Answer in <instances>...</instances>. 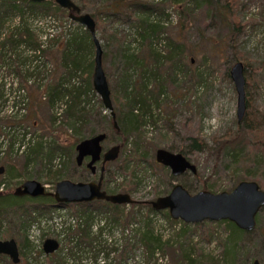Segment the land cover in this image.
Listing matches in <instances>:
<instances>
[{
  "label": "rangeland",
  "instance_id": "374dc122",
  "mask_svg": "<svg viewBox=\"0 0 264 264\" xmlns=\"http://www.w3.org/2000/svg\"><path fill=\"white\" fill-rule=\"evenodd\" d=\"M75 1L83 6L84 11L91 13L101 5V0H91L92 2L88 3L83 0ZM128 1L151 2L166 10L168 16H161L167 31L164 34L174 36L179 41L185 52L183 62L185 61L189 72L184 74L181 71L177 72L178 87L170 85L168 79L164 83L165 90L162 98L164 104L153 108L157 121L155 123L148 121L143 125V146L140 147L134 143L133 136L129 137L126 150L124 151L121 147L120 152L124 156L127 155L129 159L126 166L120 168L114 160L109 165L106 177L110 181L111 188H117L123 181L133 179L131 172L133 167H137L139 181L136 183L135 192L131 194L134 199L145 203L156 199L159 195L167 194L178 182L185 185L191 193L198 192L202 188L215 192L232 190L243 179L259 181L264 189V140L260 141L244 131L238 134V94L230 72L231 66L236 61L242 60L245 63L246 93L250 97L251 112L255 111L253 115L260 123L262 122L261 126L264 129V0H240L236 16L243 27L236 31L235 36L228 26L218 17H214V10L209 0H199L198 3L194 0H184L181 3H175L173 0ZM182 7L187 8L189 12L187 16L181 14ZM121 9L128 11V8L123 6ZM134 15H138V12L137 14L134 12ZM54 18L56 21L51 28L54 36L72 25L66 18L62 20ZM123 19L109 21V23L114 29L118 27L123 34H129L127 43L130 44L132 51L138 54L144 52L138 40L133 39L138 37L137 29L133 25V17L127 18L126 22L125 18ZM32 22L35 27L41 24V21L38 24L36 21ZM40 27L37 29L41 30L42 27ZM43 28L46 27L43 26ZM6 30L7 28L4 32ZM97 34L99 36V30ZM62 36H56L59 38L46 45L49 51L43 56L45 65L40 66V61L38 62L40 66L38 69L44 70L40 76L37 75L38 69L33 67L28 69L27 66L23 68L21 66L22 72L15 71L16 64H13L11 60L5 62L0 58V167L3 166L0 173V183L2 182L0 187L4 186V191L8 193L13 194L15 188L27 178L42 181L49 190L54 189L56 184L55 181L46 180L49 171L47 168L40 177H37L39 172L37 164L34 167L30 165L25 170L27 154L24 145L17 148L19 141L11 147L9 145L12 135L8 136L6 129L10 124L20 125V132L26 129L27 136L33 137L35 141H41L45 148L58 143L66 151H71L73 157L76 155V144L80 139L102 130L108 133V138L103 142L105 148L119 141L108 121L111 113L106 108L100 109L101 114L87 119L86 125L74 126L63 116L56 121L52 119L53 113L48 101L47 88L56 81L62 70L57 59ZM210 36L213 38H209ZM161 42L162 49L166 52L168 42L166 39H162ZM101 43L104 44L103 39ZM110 49L114 52L108 54L104 67L108 78L114 80L121 69L119 66L121 63L115 47ZM161 63V79H166L170 73L168 72L169 64L164 60ZM29 71H31L30 74H28ZM192 71L193 73L203 72L199 82H197V75L192 78ZM77 80L74 78L71 84ZM20 81L23 87L19 86ZM13 93L17 95L16 98L10 96ZM97 95L100 97L98 93ZM33 100H36L37 104L33 103ZM91 100L97 105V99ZM114 108L116 109L115 103ZM77 130L81 135L76 134ZM16 133L18 137L21 136V133L15 131L13 134ZM193 137L203 141L205 145L203 150L195 151L190 147ZM158 147L175 152L182 149L196 163L197 172L193 173L189 170L175 176L170 168L164 167L163 164L157 165L155 170H152L150 161L156 159L155 151ZM55 157L58 166H60V159L64 163L67 160L63 153ZM64 163L61 165L66 173L64 178L76 181L97 179V174L93 175L86 168L84 170L87 173L83 174L84 170L81 167L83 165H77L75 157L74 161L67 166ZM51 169L54 171L55 166L52 165ZM29 175L31 177H28ZM79 177L81 179H77ZM204 180L208 187L203 186ZM123 191L125 190H121ZM74 207L58 206L50 214L41 215L31 224L27 231L31 242L26 246L25 253L29 254L28 258L32 264L47 261L48 255L42 247L45 239L48 237L59 239L60 236H66L64 229L70 224L77 225ZM129 207L128 205L127 208ZM257 214V227L247 231L241 228L242 232H238L236 234L238 236L234 235L236 238H233V227L225 221L229 219L203 220L200 225L193 226L191 233L187 231L186 236L182 235L179 243L175 239L180 235L174 236L175 229H173L179 224L171 225L163 219L162 215L155 216L151 224L155 232H161L164 242L171 236L173 238L169 243L163 242L164 244L160 246L162 249L154 250V263L230 264L234 252L237 251V260L234 264H249L253 258L261 259L264 264V207ZM1 226L0 239L12 237L6 234L8 232L17 233L7 218H4ZM141 227L142 223L136 220L125 228L114 223L104 229L103 233L108 243L120 249L126 245V241L131 242V249L126 253V259L122 260V264H146L143 245L135 239ZM181 244L188 253L191 252V258L185 261L180 248ZM86 254L93 256L91 252ZM100 255L99 264H117L121 258L119 250L110 256L103 253ZM93 260L94 258L91 263Z\"/></svg>",
  "mask_w": 264,
  "mask_h": 264
},
{
  "label": "trees",
  "instance_id": "16d2710c",
  "mask_svg": "<svg viewBox=\"0 0 264 264\" xmlns=\"http://www.w3.org/2000/svg\"><path fill=\"white\" fill-rule=\"evenodd\" d=\"M83 1H86V3L89 1L92 2L91 0ZM183 1L173 0L175 3H181ZM198 1L194 0L197 3ZM100 2L101 5L90 13L96 20L97 32L98 30L100 31V40H104V44L101 43L103 45L104 56L103 66L109 56L108 54L114 52L110 47H115V52H117L121 63L119 64L121 69L118 71L114 80L108 78L106 75L111 88V99L116 104V109L114 108V110L116 111V120L120 126L119 130L114 126L112 115L109 116L108 121L118 136V143L122 144V148L125 151L129 137L132 136L134 137V143L140 147L143 146V125L148 121L152 123L157 121L153 108L160 107L164 104L162 103V98L165 90L164 83L167 79L170 85L178 87L176 85L177 72L181 71L184 74L185 72L188 73L189 70L187 69L185 61L183 62L185 52L181 48L179 41L174 36L171 37L167 33L164 34L167 31L161 16L166 17L168 13L163 7L157 6L155 3L141 1L131 3L128 0L126 2L125 0H101ZM209 2L214 10V17H218L222 23L228 26L231 33L235 36L236 31L243 27L238 16H236L237 9L240 6V0H209ZM122 6L128 8V11L126 9L122 10ZM81 8L83 9V6ZM70 12V10L55 2V0L37 2L32 0H0V58L5 62L11 60L13 64H16L15 71L22 72L20 69L21 66L22 68L23 66H27L28 69L33 67L37 70L40 66L45 65L43 56L49 51V47H46V45L59 38H56V36L63 35L57 57L62 70L56 81L47 88L48 101L52 109L53 120L56 121L57 118L63 116L64 118L66 117L69 123H73L74 126H80L83 124L86 125L87 119H90V117L101 114L102 111L100 109L103 108L105 110V107L103 106L101 97L97 95L98 92L93 87L92 75L95 68L96 51L93 35L84 24L73 20L70 17ZM134 12L136 14L138 12V15H134ZM181 14L187 16L189 14L187 8L182 7ZM54 17L59 18V20L66 18L72 25L68 29H62L54 36L51 30L54 26L53 23L56 21ZM131 17H133V25L137 29L136 32L138 35V37L133 39L138 40L140 48L142 50L144 49V52L140 54L132 51L130 44L127 43L129 41V34H123L118 27L114 29L113 25L111 27V23H109V21L114 22L117 19L123 18H125L126 22L127 18ZM32 21H36L37 24L41 21V24L38 25L42 28L40 26H33ZM43 26L46 28H43ZM39 27L41 30L37 29ZM5 28H7L6 32H4ZM209 38L213 37L210 36ZM162 39H166L168 42H166V52L162 49ZM142 54L144 55L142 56ZM163 60L169 64L168 72L170 73L166 79H161V62ZM39 61L40 66L38 65ZM177 69L179 70L177 71ZM43 73L44 70H37V75L40 76ZM194 75L198 76L197 82H199L202 79L203 72L200 73L197 71L193 73L192 71V78ZM74 78L78 80L74 84H71ZM19 86L23 87L22 82ZM10 96L16 98L17 95L13 93ZM93 98L98 100V106L92 102L91 99ZM33 103L37 104L36 100H33ZM247 104L246 116L238 124V134L244 131L262 141L264 140V129L261 126L262 122L260 123L257 117L253 115L255 111L253 113L251 112L252 109L248 94ZM20 130V125L14 126L10 124L9 128L6 129V134L8 136L10 134L12 135L11 142L9 143L10 147L16 141H19L17 148L24 145L27 154L24 163L25 170L30 165L34 167L37 164L39 166L37 177L42 176L45 168H47L49 171L46 180L57 182L63 179L66 175L65 169L61 168L64 161L60 159V166H58L57 162H55V156L58 154L61 155V153L66 155L67 160L64 165L67 166L74 161L75 156L73 157V153L68 150L67 152L58 143L50 145V148H45L41 141H35L33 137L29 138L26 129L23 132H20ZM14 131L21 133V136L18 137L17 133L13 134ZM102 131L106 132L105 130ZM76 134H80V131L77 130ZM192 140L190 147L193 150L199 151L205 148L203 141L195 137ZM219 149L221 150V147ZM179 151L184 152L182 149ZM128 160L127 155L124 156L120 153V156L114 161L117 162L118 167L122 168L126 166ZM114 161L106 165L107 169L104 175L103 188L109 193L119 192L123 189L130 193L135 192L137 188L136 183L139 181V176L136 173L137 167H133L132 169L131 175L133 179L123 181L117 188H111L106 173L108 172L109 165ZM150 164L152 170H155L157 165H162L156 159L150 161ZM52 165L55 166L54 171L51 169ZM81 167L82 170L86 168L88 171L87 167ZM86 170H84L83 174L87 173ZM27 172L29 171L27 170ZM28 177L31 176L29 175ZM80 177L77 179H81ZM203 184L204 187H208L206 180L203 181ZM69 205L75 206L77 225L73 226L70 224L67 226L64 229L66 236H60L58 239L60 248L50 253L45 263L39 262L38 264H92L93 262L94 264H99L98 259L101 253L110 256L118 250L120 251L121 258H119L117 264H122V260L126 259V253L131 249V242L126 241L128 236L125 239L126 245L120 249L118 246L108 243V239L105 238L103 232L104 229L110 225H114V223L120 224L125 228L132 222H136V220L142 223V227L135 238L136 242L143 245L146 264H155V251L159 248L162 249L160 246L166 242L169 243L172 240L171 238H173L171 236V238L164 242L161 232H155L156 230L151 226L155 220V216L162 215L164 217L163 219L170 222L171 225L179 224V226L173 228L175 229L174 236L177 234L180 235L175 239L178 243L183 237L182 235L186 236L187 231L192 232L193 226L196 227L201 224L200 222L187 223L182 219L172 218L168 210H156L152 207L150 201L145 203L136 200L130 204H118L111 203L105 199H96L91 202L57 203L51 196L33 198L28 195L18 196L2 190L0 191V229L2 228L1 224L4 218H7L9 224L16 229L17 233H6L12 237L16 236L19 241L22 260L16 264H32L29 261L30 258H28L29 254L25 253L26 246L31 242L27 235L31 224L41 215L50 214L58 206L69 207ZM128 205L130 206L129 208H127ZM225 221H228L233 227V238H236L238 236L236 234L242 232V229L230 220ZM180 248L184 261L187 258H191V252L188 253L182 244ZM89 252L93 256L90 257L86 254ZM236 255L237 251L236 253L234 252L230 264L235 263L234 261L237 260ZM93 258L94 260L91 263ZM239 259L244 260L243 258ZM249 262V264H252L251 261ZM0 264L15 263L7 255L0 254Z\"/></svg>",
  "mask_w": 264,
  "mask_h": 264
},
{
  "label": "water",
  "instance_id": "95a60500",
  "mask_svg": "<svg viewBox=\"0 0 264 264\" xmlns=\"http://www.w3.org/2000/svg\"><path fill=\"white\" fill-rule=\"evenodd\" d=\"M45 1V0H32ZM59 5L70 10V17L84 24L93 35L96 45L93 87L103 101L104 107L111 112L114 126L119 130L116 120L111 88L103 66V45L97 34V23L90 12L84 11L74 0H55ZM245 63L242 60L235 62L231 68V77L235 83L238 94V121L245 118L248 104L246 102V76ZM108 134L100 131L97 134L79 140L76 144V163L82 165L89 158L86 166L92 172L97 171V163L101 161L100 175L98 180H73L63 178L56 182L54 189L49 190L47 185L36 178H27L15 188L14 194L30 197L51 196L58 203L91 202L92 200L105 199L111 203L130 204L137 199L132 197L129 191L109 193L103 188L104 172L106 164L116 160L120 156L122 144L115 143L105 148L103 142ZM156 160L168 166L171 173L178 176L186 171L197 172V165L181 151L174 152L168 148L158 147L155 151ZM3 166L0 167V173ZM153 208L168 210L171 217L182 219L187 223H199L203 220L229 219L244 230H254L257 226V213L264 207V189L259 181L245 179L240 180L232 190L220 192L202 188L198 192L191 193L181 182L175 183L172 189L165 195H159L150 201ZM42 247L49 254L60 248V242L55 237L44 240ZM0 254L7 255L15 264L21 261L20 248L16 237L0 239ZM252 264H263L261 259L255 258Z\"/></svg>",
  "mask_w": 264,
  "mask_h": 264
},
{
  "label": "flooded vegetation",
  "instance_id": "af4514ba",
  "mask_svg": "<svg viewBox=\"0 0 264 264\" xmlns=\"http://www.w3.org/2000/svg\"><path fill=\"white\" fill-rule=\"evenodd\" d=\"M236 62H237V61H236ZM245 68H246V67H245ZM246 102H247V99H246ZM106 149H107V148H106ZM120 152H121V151H120ZM174 152H175V151H174ZM183 153H184V152H183ZM184 154H185V153H184ZM88 160H89V158H86V160L83 162L82 165L85 166V167H87V166H86V163L88 162ZM101 161H102V160H100V162L97 163V167H98V168H97V171H96L95 173L92 172L91 168H88V167H87V169L90 170V171L92 172L93 175L97 174V179H95V180H98V177H99V175H100V168H101L100 165H101ZM112 161H113V160H112ZM108 163H109V162H108ZM106 165H107V164H106ZM106 169H107V166H106ZM105 171H106V170H105ZM104 175H105V172H104ZM104 179H105V177H104ZM103 182H104V180H103ZM1 186H2V185H1ZM2 187H4V186H2ZM2 190H4V188H2ZM2 190H0V191H2ZM256 225H257V224H256ZM10 238H11V237H10ZM14 238H15V237H14ZM16 239H17V238H16ZM17 241H18V239H17ZM18 245H19V241H18ZM42 245H43V244H42ZM43 249H44V248H43ZM45 253H46V252H45ZM46 254H47V253H46ZM49 254H50V253H49ZM49 254H47V255H49ZM5 255H6V254H5ZM20 257H21V250H20ZM9 259H10V258H9ZM20 259H21V258H20ZM253 259H255V258H253ZM257 259H259V258H257ZM21 260H22V259H21ZM13 263H14V262H13ZM252 263H253V262H252Z\"/></svg>",
  "mask_w": 264,
  "mask_h": 264
},
{
  "label": "built area",
  "instance_id": "2783aa9c",
  "mask_svg": "<svg viewBox=\"0 0 264 264\" xmlns=\"http://www.w3.org/2000/svg\"><path fill=\"white\" fill-rule=\"evenodd\" d=\"M2 188H3V187L1 186V187H0V190H2Z\"/></svg>",
  "mask_w": 264,
  "mask_h": 264
}]
</instances>
